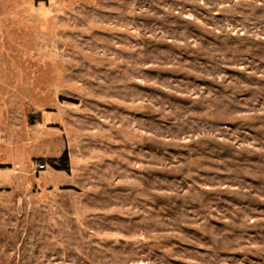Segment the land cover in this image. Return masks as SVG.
Segmentation results:
<instances>
[{
  "label": "rangeland",
  "instance_id": "rangeland-1",
  "mask_svg": "<svg viewBox=\"0 0 264 264\" xmlns=\"http://www.w3.org/2000/svg\"><path fill=\"white\" fill-rule=\"evenodd\" d=\"M0 264H264V0H0Z\"/></svg>",
  "mask_w": 264,
  "mask_h": 264
},
{
  "label": "trees",
  "instance_id": "trees-1",
  "mask_svg": "<svg viewBox=\"0 0 264 264\" xmlns=\"http://www.w3.org/2000/svg\"><path fill=\"white\" fill-rule=\"evenodd\" d=\"M57 161L59 163L63 162V165H59V164L55 163L56 162L55 160L51 161V164L54 168L69 171V157L67 155L59 158Z\"/></svg>",
  "mask_w": 264,
  "mask_h": 264
},
{
  "label": "built area",
  "instance_id": "built-area-1",
  "mask_svg": "<svg viewBox=\"0 0 264 264\" xmlns=\"http://www.w3.org/2000/svg\"><path fill=\"white\" fill-rule=\"evenodd\" d=\"M39 167L40 168H44L45 167V164L41 163V164H39Z\"/></svg>",
  "mask_w": 264,
  "mask_h": 264
}]
</instances>
